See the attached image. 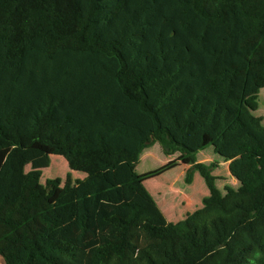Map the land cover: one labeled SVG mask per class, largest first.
<instances>
[{
  "label": "trees",
  "instance_id": "obj_1",
  "mask_svg": "<svg viewBox=\"0 0 264 264\" xmlns=\"http://www.w3.org/2000/svg\"><path fill=\"white\" fill-rule=\"evenodd\" d=\"M262 89L264 0H0L3 264H264ZM179 162L209 194L172 223L144 184Z\"/></svg>",
  "mask_w": 264,
  "mask_h": 264
},
{
  "label": "rangeland",
  "instance_id": "obj_2",
  "mask_svg": "<svg viewBox=\"0 0 264 264\" xmlns=\"http://www.w3.org/2000/svg\"><path fill=\"white\" fill-rule=\"evenodd\" d=\"M258 105L259 108L253 115L261 117L264 126V89L259 93ZM179 155V152H175L171 156H166L160 146L154 144L144 149L135 171L139 175L154 171L166 165L169 161L177 160ZM196 159L206 165H216L212 174L217 177L216 185L222 193H224L226 187L237 188L239 186V183L230 176L228 164L213 152L212 147L197 153ZM29 170L30 166H27L25 171ZM189 173L192 178L191 184L186 182ZM67 175H73L74 179L80 180L85 177L82 172H72L63 157L52 155L49 167L42 170L40 183L45 184L47 180L56 178L64 181ZM144 185L153 198L156 199L158 207L167 220L173 223L183 220L188 214L201 208L202 199L208 195V189L201 176L191 166L184 165L181 162L174 169L146 181ZM0 264H3L1 258Z\"/></svg>",
  "mask_w": 264,
  "mask_h": 264
},
{
  "label": "crops",
  "instance_id": "obj_3",
  "mask_svg": "<svg viewBox=\"0 0 264 264\" xmlns=\"http://www.w3.org/2000/svg\"><path fill=\"white\" fill-rule=\"evenodd\" d=\"M226 163L228 164V162H226ZM72 172H74V171H72ZM71 174H72V173H71ZM71 177H72L73 180H80V179H74V178H73V175H71ZM84 178H85V177H84ZM84 178H83V179H84ZM208 194H209V193H208ZM151 196H152V195H151ZM206 196H208V195H206ZM152 197H153V196H152ZM154 200H155V202L157 203V201H156L155 198H154ZM164 216H165V215H164ZM166 219H167V218H166ZM169 222H170V221H169ZM172 223H173V222H172Z\"/></svg>",
  "mask_w": 264,
  "mask_h": 264
}]
</instances>
